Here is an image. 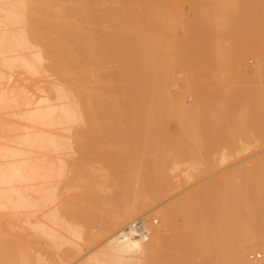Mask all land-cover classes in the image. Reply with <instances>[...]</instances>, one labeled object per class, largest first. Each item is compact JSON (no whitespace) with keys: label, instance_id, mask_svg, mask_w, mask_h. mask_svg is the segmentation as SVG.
<instances>
[{"label":"bare ground","instance_id":"1","mask_svg":"<svg viewBox=\"0 0 264 264\" xmlns=\"http://www.w3.org/2000/svg\"><path fill=\"white\" fill-rule=\"evenodd\" d=\"M233 1L216 0L223 6ZM256 3L264 16V0H256ZM134 4L140 5L135 9ZM163 11L164 0H0V209H28L25 215L35 212L32 214L35 216L38 210L43 212L46 208L45 213L38 212L41 218L35 216L36 220L30 221L32 216L29 219L26 216L25 221L46 240L61 245L89 244L97 236H106L117 228L110 241L80 264H198L195 257L201 253L206 260L200 264H264V261L252 263L247 256L248 250H264V159L253 168L246 169L244 164L245 171L240 167L246 177L240 173V183L235 181L237 174L236 177L234 174L242 171L232 169L226 174L228 179L218 178V184L212 182V186L201 187L202 190H194V194L190 192L168 204L160 215L165 228L174 233L171 237H162L159 230L150 232V229L144 237L124 235V226L138 217L149 200L155 202L166 195L173 180L164 166L170 143L178 146L176 149L172 146L174 154L181 150V144H177L174 137L171 142L167 140L170 136L164 139L167 134L161 135L158 123L162 124L163 119L155 113L177 106L168 104L166 99L165 62L160 46ZM159 48L161 55H158ZM188 49L194 54L198 51L193 47ZM222 49L219 60L225 65L229 62V49ZM256 58L257 66L251 69L244 64V71L236 72L235 77L254 87L258 97L264 100V52H259ZM16 70L34 79L29 85L12 84L13 80L19 81V78L13 79ZM47 75L55 76L58 81L50 82L42 92V79L40 81L38 76ZM235 83L234 78L227 79L212 89L188 84L187 88L194 94L193 107L197 112L212 107L219 114H214L210 120L214 124L223 115L230 122L228 131L232 138L254 136L258 142L264 141V109L257 113L258 126H249L253 117L249 108L253 105L245 100L244 91L248 88L237 87ZM80 119L97 126L89 132L76 133V139L71 140L73 134L68 133L69 125ZM116 120L127 124L121 122L123 126H116ZM102 121L114 122L106 136L95 133L97 127L102 128L101 123L98 125ZM75 142H79L82 152L79 165L71 164L75 158L71 161L68 158L75 152L69 149ZM202 147H198L199 152L205 150ZM93 158L103 165L98 172L107 171L108 180L104 179L103 183L114 187L113 193L104 203L102 201L104 208L108 212L109 209L118 211L114 219L98 218L100 231L96 234L84 225L78 226L69 220L66 223L63 215L60 217L64 222L59 218L61 211L66 210L64 215L78 216L88 208L87 211L80 206L81 211L77 207L62 210L58 203L60 211L58 204H54L55 210L50 206L58 193L53 181L67 176L68 181L64 178L67 185L71 176L69 166L73 165L75 171L79 166L85 169L84 164L94 163ZM97 173L95 176L89 173V179L87 175L82 176L83 179L86 176V180L79 181L77 187L84 190L82 184L90 188L91 182H87L94 178L91 187L99 188L102 179L95 180ZM72 177L67 186L74 181ZM27 189L38 195L36 201L26 196ZM93 192L86 196L95 200L98 195ZM138 195L139 198L145 196L133 200ZM84 215L86 222L97 218L91 211ZM178 215L185 218L184 226L190 228L186 226L187 230L176 233ZM55 225L63 227L67 233ZM225 241L236 244L233 245L235 250ZM227 244L232 254L228 253ZM36 264L52 263L40 259Z\"/></svg>","mask_w":264,"mask_h":264},{"label":"rangeland","instance_id":"2","mask_svg":"<svg viewBox=\"0 0 264 264\" xmlns=\"http://www.w3.org/2000/svg\"><path fill=\"white\" fill-rule=\"evenodd\" d=\"M135 4L132 7L134 8L136 7L135 9H137V6L139 7L140 4L139 5L137 4L136 6ZM163 12H164V20H163V25L161 26V31H162L161 34L162 33L163 34L162 35L160 34L162 36V37L160 36L162 38L160 46L162 45L163 55L160 54L162 53V51H160L161 47L158 50L159 51L158 55L160 54L162 57H164V62H165V88H166L167 102L168 104H174L177 106L170 107L168 111H165L166 113L165 112L162 113V111L160 113L155 112L156 116H159L161 117V119H163V120L160 119L162 121L161 122L162 124H159L160 123L159 121L158 125L160 126L157 125L158 127H161L160 128L161 130L155 127L156 123L155 126H153L154 124H152V126L154 128H157L158 132L160 130L161 135L163 133L162 136H165L167 134L164 137V139L170 136L169 139L167 140L172 142V140L170 139L171 137H174L176 142H178L177 144H181L180 145L181 150L179 152V150L177 149L176 153L179 152V154L178 153L174 154L175 153L174 150L178 148V146H176V143H173L175 145L170 143L169 146L171 147L170 148L168 147V150L169 151L172 150L173 152L168 153L169 151L167 150L166 153L167 156L166 155L164 156L165 157L164 166L166 168V171L167 173H170L173 177L171 184L167 188L168 191L166 195L160 198L158 201L151 202V200H149L146 206H144V209L141 210L136 216L138 217L139 215L143 216L149 221L151 225L150 232L151 230L153 231L159 230L160 235L166 238L169 236L171 237L172 234H174L173 232H171V230L165 228V226L163 225L164 223L163 218L160 215L161 214L160 212L161 211L163 212L164 211L163 209H166L168 204H170L171 202L175 201L178 198L180 199V197L182 198L184 195L189 194L190 192H191L190 195H192L194 190L197 192V189L199 191L201 187L202 189H205L207 188L206 186L211 185L212 182H216V184H218L220 182L219 180H221V177L223 178V180H225L224 177L227 178L228 175L226 174L228 173L229 170L234 169L233 171L235 172L237 168L240 169V167L243 168L244 166L246 167V169L248 166H251L253 168V166L259 165L260 161L263 162L262 159H264V141L258 142V140H256L254 136L248 139H243L239 137L238 138L230 137V133L228 131V126H230L229 124L230 122L222 115V118L218 123L216 124H214L215 122L211 123L210 120L214 118V114L215 116L219 115L217 112H215V110L212 107L205 108L204 110L197 112L193 107L194 94L191 90L187 88V86L188 84H192V86L193 85L205 86V88L207 87L212 89L215 88L214 85H217L219 82L221 81L223 82L227 79L234 78L237 87L245 86L246 88H248L247 90L244 91L247 94L245 100L253 105L249 108V112L253 114V117L251 118L252 123H249L248 125L257 127L259 120L258 117L256 116L259 111H262L264 109V100L258 97L257 95L258 93L254 87L252 86L249 87V85H245L244 82L237 81V78L235 76H236V72L242 73L244 71L243 70L244 64L248 65V67H250L251 69H253L255 66L258 65L256 55L259 52L262 51L264 52V28H263L264 16L260 7L257 5L256 0H234L233 3H230L225 6L219 5L216 2V0H164ZM187 45L193 47L194 49H197L198 50L197 53L194 54L193 50L188 49L190 48L189 46L188 48L185 47ZM224 47L229 49V53H228L229 62H226L225 65H223L219 60L221 58L220 56H221V51L223 50L222 48ZM185 48L188 49L189 52ZM17 71L20 70H16L14 72L13 79L19 78V81L15 82V80H13L12 84L19 85V83L22 82L24 84L26 83L29 85L30 81L32 82V80L34 79V77H29L28 76L29 74L26 73L24 74V72L22 73L21 71L20 73H17ZM24 75H26L27 77ZM38 77L40 81L42 79V81L40 82V86H42L43 89V90L41 89L40 91L42 92L46 90L50 82L57 80L55 76L47 75V77H43V76H41L42 78L40 76ZM40 91L38 93H42ZM181 101L184 102L182 106H181ZM152 114L154 115L153 111ZM85 115L87 114L85 113ZM82 116H84V114ZM84 120L85 119H80L79 121L73 122L71 123V125H69L68 130L70 131H68V133L70 135L73 134L71 136V140L76 139V137H74L77 135L76 133L81 131L89 132L93 128V126H97V124L94 122H89L87 120H86L87 122H85ZM118 121L117 120L114 121L115 123L112 121L110 122L102 121L103 123L99 122L98 125H100L101 123L102 128L100 126L97 128L95 127L96 128L95 133L99 136H106L109 134V132H111V129L109 128L113 126L112 123H114V125L116 126L117 125L123 126V124L124 125L127 124L126 121L124 122V120L123 121L120 120L119 122ZM121 122L123 124H121ZM169 141L167 142V144L169 143ZM78 145L79 142H75L72 143V147L69 148L70 151H75L72 152L68 157L70 158L69 159L70 161L73 158L76 159V160L73 159L72 163L70 162L73 165L75 164L79 165L80 157L82 155L80 146ZM200 145L205 147V148L202 147L205 150L199 152L200 148L198 147H200ZM172 146H176L175 149H173L174 147L172 148ZM195 149L197 150L199 149V150L195 151ZM84 150H89V148L88 149L85 148ZM93 160L92 162L94 163H91L89 161L91 163L90 165L84 164L85 169L79 166L78 170L75 171L76 169H74L73 165L69 166L70 168L68 170L70 172L68 171V175L69 176L73 175L72 179L74 178V181L69 186L67 185L71 182V176H70V181L69 183H67V185L66 183H64V178H67V176L63 177V179L57 178L53 181L54 185L57 186L54 188H58L57 190L58 193L54 199L52 198L53 202L55 203L51 202L53 206L52 204L50 206L54 209V207L56 208L54 204L59 203L60 208L62 210L63 209L65 210L67 208L72 210L73 208L76 207L79 208V206L83 208L85 207L84 210L88 208L89 210L88 211L86 210L87 212L91 211L92 213L97 215L96 216L97 218L90 222L89 221L86 222V220L83 219L84 218L83 216H85L84 214L87 212L85 211L80 212L83 215L80 214L78 216H73L70 214L64 215L63 212H65L66 214V210L61 211L59 208V204L57 205V209L59 208V210L61 211V213L59 214L60 220L62 219L61 221L64 222L63 220L64 218L60 217L61 215H63V217L65 216L66 218L65 220H67L65 221L66 223L67 222L69 223L70 221L71 223L76 224L78 226L84 225V227H86L88 231L90 229L92 233L96 234L100 231L99 219L101 218L108 220L107 219L108 217L114 219V217L117 216L116 213L118 211L109 209L108 212V209L106 210V208H104L103 205L104 200L107 198L108 195H111V193H113L114 187L113 186L107 187L106 185L109 184L107 183L104 184L105 183L104 179L106 182L108 180L107 171L105 172L103 170L102 171L99 170L98 172V169L103 165L101 162L98 161V159H97L98 162L96 161V158L94 161ZM255 160L257 161V163ZM87 164L89 163L87 162ZM81 166L83 167V165ZM73 169L75 172L73 171ZM89 169H91L92 171ZM87 170H88V174L91 173L90 176L91 175L93 176L94 173L98 172L95 180L99 181L100 179H102L100 180L101 181L100 184L105 185V187L102 185L97 186L99 188H96V186L91 187L93 186L92 184L94 182L93 180L94 178H91L90 180H88L87 183L89 184V182H91L89 186L91 185L90 188L95 189V191L93 192V189L90 190V188L86 185V183H85L86 186H82L81 184V187H85L86 190H90L93 193L97 192L96 195L98 196H96L95 200L86 196V194L89 193L90 191H86L85 188L83 190V188H79L80 186L77 187L78 186L77 183L79 181H81L82 183L84 179L86 180V176L84 179L82 178V176L87 175L88 179L90 178V176L86 173ZM243 170L240 169V171L242 172H239L237 170L235 174L233 172L234 176L236 177L237 174L238 178L236 177L235 179L233 175L232 176L230 175L231 178L235 179L236 182H238V180L241 182L242 180L239 179V178L242 179V177H239L241 176L240 173L241 174L243 173L242 174L244 175L243 178L245 177L244 174L245 170L244 171ZM82 171L85 172V174ZM93 171L96 172L93 173ZM79 173L81 174V176ZM230 174L232 173L230 172ZM218 178L220 179L218 180ZM68 180L69 179L67 178V181ZM244 181L245 179L243 180V182ZM48 185L50 186L51 184ZM61 186L63 188H61ZM23 187L24 189H26L27 187L29 188V186H26V188L25 186ZM78 190L79 192H81L80 193L81 197ZM25 194L28 197L30 196L33 201H36V199H38V195L35 194L33 190L31 191V189H29L28 191L25 190ZM139 196L140 195L136 196L135 198H133V200L143 198L145 195H142L143 197L140 198ZM86 197L88 199L90 198V201H88ZM149 202L151 204H149ZM192 203L194 205V202ZM67 204H69L68 207H66ZM100 205L101 206L103 205V207H100ZM63 206L65 208H63ZM33 209L34 211L37 210V208H33ZM57 209L56 211H58ZM80 209L81 208H79L78 210ZM27 210L28 209H19V211L18 209L17 210L0 209V264H24L25 262L26 264L27 262L28 264H36L39 262L40 259L43 261H48L52 264H80L83 261H85L89 255L93 254L95 251H97L103 245H105L108 241H110L109 239L113 238L114 233L117 232V228H115L114 230L112 229L113 231H109L108 234H106V236L105 235H100L99 237L97 236V238H95V240L90 242L89 244L79 242L81 246L80 245L76 246L69 243L68 244L63 243V245H61L62 243L60 244L59 242L55 244V242L54 243L50 242L46 240L44 236L36 233L32 229L31 225L28 224L27 221H25L26 220L25 217L27 216L25 214H28L29 212V211L26 212ZM46 211H47L46 208L45 211L43 212L38 210L35 216L41 218L40 215L41 213L38 212L45 213ZM34 213L35 212H32V214ZM32 214L29 216L31 217ZM29 216H27L26 218L29 219ZM35 216H32L29 220L30 221H32L31 219L36 220ZM176 218H177L176 225L178 226H176L177 230L174 231L177 233V232H184L185 230H187L186 228L189 226H187L186 224L184 226L185 218L183 220L182 215L181 216L178 215ZM153 219L158 220L157 224L151 223ZM129 223L130 221L128 222V224ZM63 225H64L63 227L67 226L66 224ZM126 226L127 224L124 226V229ZM55 227L58 230L61 229L62 231L65 230L63 227H59L58 225L57 226L55 225ZM151 239L152 237H150L149 242H151ZM231 243L229 244L230 246L227 244V247L229 246L234 249L235 246L233 245L236 244L232 245ZM212 246H216V245L213 244ZM229 247L228 249H230ZM231 249L229 250L230 252H228L230 254H232ZM257 249H255L254 251L252 250L247 251L248 259L252 263H259L261 261H264L263 259L249 258L250 254L252 253L264 252V250H261L259 248ZM214 253H216V251ZM217 253H219V251H217ZM201 254H198L195 257V261L198 262V264H200L199 262L203 263L206 260V258L204 260V257L206 256ZM24 257H26L29 261ZM23 260H27V261L22 262ZM202 260L204 261L202 262Z\"/></svg>","mask_w":264,"mask_h":264},{"label":"built area","instance_id":"3","mask_svg":"<svg viewBox=\"0 0 264 264\" xmlns=\"http://www.w3.org/2000/svg\"><path fill=\"white\" fill-rule=\"evenodd\" d=\"M157 222H158L157 219H153L151 223L157 224ZM150 228H151V225L149 221L145 217L139 216L125 227L124 235L128 237H144L149 234ZM250 258L264 260V252L252 253L250 254Z\"/></svg>","mask_w":264,"mask_h":264}]
</instances>
